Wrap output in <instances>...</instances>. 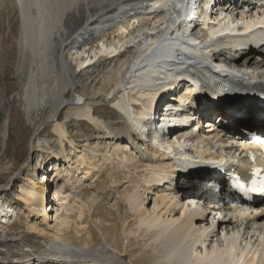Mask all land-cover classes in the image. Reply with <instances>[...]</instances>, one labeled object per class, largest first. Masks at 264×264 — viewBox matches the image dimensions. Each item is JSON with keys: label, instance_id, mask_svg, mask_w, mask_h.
Instances as JSON below:
<instances>
[{"label": "bare ground", "instance_id": "bare-ground-1", "mask_svg": "<svg viewBox=\"0 0 264 264\" xmlns=\"http://www.w3.org/2000/svg\"><path fill=\"white\" fill-rule=\"evenodd\" d=\"M186 2L190 0H0V59L18 60L19 75L27 76L20 93L24 113L32 117L34 112H47V119L26 142L24 161L14 170L10 167L7 180L0 184V264H210L214 255L220 256V264H264L261 209L239 208L225 219L216 210L215 195L216 200L202 209L191 210L194 204L182 200L190 181L174 192L168 187L174 160L167 153L173 145L155 136L158 149L154 148L129 128V118L137 120L141 108L151 107L156 92L168 86L169 82L159 84L165 73L173 76L174 70L189 74L199 87L195 96L204 111L219 113L226 131V139H212V132H204L175 140L177 146L190 143L188 151L203 157L217 151L213 145L230 155L232 139L246 138L242 128L254 123L264 127V98L233 102L232 91H217L224 83L237 90H264V43L253 42L252 33L223 37L213 32L216 39L199 37L203 44L197 48L185 41V28H175L170 35L177 38L173 51L145 64L152 47L164 43L161 39L168 30L160 33L166 17L175 16ZM17 14L20 26L15 33ZM206 20L203 14L201 23ZM193 31L203 34L200 27ZM118 64L117 77H99ZM81 78L79 87L75 83ZM1 86L0 109L6 110L9 101ZM207 93L220 101L205 102ZM102 102L116 107L117 114L100 116L96 108ZM77 120L95 131L76 140L67 128ZM48 122L52 132L41 137L40 126ZM10 123L8 115L0 125L3 145ZM136 143L141 144L139 149ZM45 160L48 165L42 167L39 161ZM51 182L58 184L54 200ZM220 193L229 195L226 187ZM11 228L18 230L14 234ZM223 229L232 230L229 249L219 237ZM24 235L36 241L25 240ZM185 251L189 254L185 260L175 258ZM10 254L11 262L6 261Z\"/></svg>", "mask_w": 264, "mask_h": 264}, {"label": "rangeland", "instance_id": "rangeland-1", "mask_svg": "<svg viewBox=\"0 0 264 264\" xmlns=\"http://www.w3.org/2000/svg\"><path fill=\"white\" fill-rule=\"evenodd\" d=\"M12 14H14V12ZM17 16L14 15V19H13L14 23H16V24L13 23V25L15 26L13 27L15 30L14 31L15 33H17V31L19 30V26H20V23H18V19H16V18H19V15L17 14ZM120 67H121L120 64H118L116 67L111 68L110 70L111 71L113 70V72H111L110 70L107 71L108 69H104L99 77H101V79L103 78L107 79L106 77L112 78L113 76L117 77L121 71ZM17 68H18V60L12 59V58L11 59L10 58L0 59V85L2 83L1 87L5 86L6 97L8 98L7 101H9V106L7 107L6 110L0 109V125L5 116L9 115L10 120H11L10 127H9L10 135H9V139L7 140L8 142L5 145H3L0 139V184H3L7 180V177H8L7 175L9 172L8 169L10 167L12 170H14L19 166L20 163L24 161L26 157V142L29 140L30 136H33L35 129L40 125V122L47 119V117L45 116L47 115V112L45 110L34 112L33 113L34 116L32 117H28L24 113V109H23L24 101L20 97H21L23 88L25 86L27 76L26 75H23L25 77L20 76L19 75L20 73L18 72ZM100 82L102 83L106 81L101 80ZM75 84H77L80 87V85L82 84V78L76 80ZM102 103L99 105V107L96 108V111L98 112V114H100V116L114 117L117 114L116 113L117 111L111 106V104L107 102H102ZM61 117H64V115L61 114ZM30 118H32L33 120ZM70 122L71 124L67 128L68 129L67 133L72 134L76 140H79L80 139L79 137L81 135L90 134V133H93V131H95V130L93 131L90 130L89 125H87L86 121L77 120L76 122L75 121H70ZM35 123H38V124L35 125ZM75 126H76V129L73 131L71 128H74ZM40 127H41V133H40L41 137L51 134L53 126L51 125L50 122ZM134 146L137 149H139L141 144L136 143L134 144ZM219 149L220 151H222L221 148ZM33 158L35 162V159H36L35 154H33ZM47 161L48 160L44 161L45 164L47 163ZM89 187L91 188V186ZM93 194H94V191L91 189L88 192V196L86 197L87 201L90 202V200L93 197ZM13 198L14 197H11L9 201L11 204L15 205L16 200ZM151 203L152 202H149L148 205L150 206ZM17 225L12 226V227L16 228L18 227ZM22 226H24V224H22ZM23 229L25 228L23 227ZM11 230L15 234L18 229L13 230V228H11ZM11 230L7 231V233L8 234L12 233ZM24 239L30 242H33V243L34 241H36L35 237L32 235L31 236L24 235ZM11 256H12L11 254L8 255L6 257V261L11 262L12 261Z\"/></svg>", "mask_w": 264, "mask_h": 264}, {"label": "snow or ice", "instance_id": "snow-or-ice-1", "mask_svg": "<svg viewBox=\"0 0 264 264\" xmlns=\"http://www.w3.org/2000/svg\"><path fill=\"white\" fill-rule=\"evenodd\" d=\"M254 171L259 172L260 169H254ZM253 183L255 184V181ZM253 191H261V192H264V184H262L261 187H259V188H255L254 187L253 188Z\"/></svg>", "mask_w": 264, "mask_h": 264}]
</instances>
